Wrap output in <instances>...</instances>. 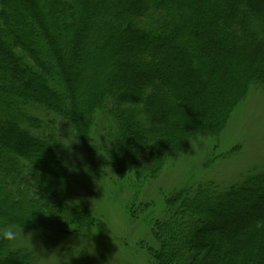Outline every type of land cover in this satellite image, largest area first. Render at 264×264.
Returning a JSON list of instances; mask_svg holds the SVG:
<instances>
[{"label": "trees", "instance_id": "16d2710c", "mask_svg": "<svg viewBox=\"0 0 264 264\" xmlns=\"http://www.w3.org/2000/svg\"><path fill=\"white\" fill-rule=\"evenodd\" d=\"M252 87L264 0H0V228L40 244L0 239V264L95 228L94 181H154ZM181 195L154 224L153 264H264V172Z\"/></svg>", "mask_w": 264, "mask_h": 264}, {"label": "rangeland", "instance_id": "374dc122", "mask_svg": "<svg viewBox=\"0 0 264 264\" xmlns=\"http://www.w3.org/2000/svg\"><path fill=\"white\" fill-rule=\"evenodd\" d=\"M84 81L79 80L80 86ZM211 83L208 88L213 91L216 86ZM238 102L223 130L189 138L154 181L140 184L133 177L116 181L107 170L94 181L88 196L98 225L81 237L62 238L48 251L39 250V264H85L90 259L100 264H153L147 254L155 246L153 227L166 218L171 199L202 184L229 186L264 172V87H252ZM98 126L92 132L95 140L102 137ZM71 151L70 160L81 163L83 155ZM24 236L19 234L21 245L40 246L35 236Z\"/></svg>", "mask_w": 264, "mask_h": 264}, {"label": "clouds", "instance_id": "9594fccd", "mask_svg": "<svg viewBox=\"0 0 264 264\" xmlns=\"http://www.w3.org/2000/svg\"><path fill=\"white\" fill-rule=\"evenodd\" d=\"M19 238L16 226L9 224L4 228H0V239L7 241L11 246Z\"/></svg>", "mask_w": 264, "mask_h": 264}]
</instances>
